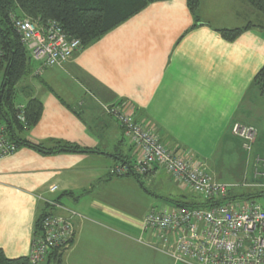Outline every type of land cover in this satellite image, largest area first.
Wrapping results in <instances>:
<instances>
[{
	"label": "crops",
	"instance_id": "crops-1",
	"mask_svg": "<svg viewBox=\"0 0 264 264\" xmlns=\"http://www.w3.org/2000/svg\"><path fill=\"white\" fill-rule=\"evenodd\" d=\"M187 1L148 5L62 67L38 72L33 61L22 88L43 110L24 137L93 153L42 155L21 147L0 161V250L6 258L29 256L36 215L47 205V212L68 217L75 231L63 264H181L138 241L144 240V214L139 218L128 192L139 196L144 185L112 174L118 158L132 162L135 152L103 106L129 102L137 122L209 175L216 173L211 168L218 149L227 157L240 152L242 142L232 134L237 123L254 128L252 151L254 145L261 150L264 99L251 82L264 65V16L242 0H196L193 15ZM248 23L254 28L233 42L217 32ZM161 175L155 170L140 180L152 184ZM113 184H121V195L108 190ZM51 186H56L53 193ZM114 197L129 204L116 206ZM168 197L174 196L156 198ZM129 232H137L138 239ZM131 242L152 253L145 256V249L135 247L131 260Z\"/></svg>",
	"mask_w": 264,
	"mask_h": 264
},
{
	"label": "built area",
	"instance_id": "built-area-1",
	"mask_svg": "<svg viewBox=\"0 0 264 264\" xmlns=\"http://www.w3.org/2000/svg\"><path fill=\"white\" fill-rule=\"evenodd\" d=\"M12 23L32 61L39 64L38 72L62 67L81 48L80 41L69 37L55 21L38 24L29 18L13 17ZM1 61L0 53V65ZM16 110V119L23 124L24 105H17ZM103 111L121 127L135 152L130 164L119 163L113 168L114 176L143 178L158 170L173 183L184 186L189 194L211 200L226 199L237 189H264V159L258 156L251 181L218 182L137 122L129 102L105 105ZM232 133L243 141L244 151L250 152L255 130L237 123ZM17 149L0 119V161ZM55 190L53 187L50 191ZM41 226L42 233L33 239L28 256L31 264L42 263L51 251H67L73 242L74 228L68 217L48 212ZM140 231L148 237L149 248L181 264H264V209L255 200L223 202L209 209L151 208L140 221Z\"/></svg>",
	"mask_w": 264,
	"mask_h": 264
},
{
	"label": "trees",
	"instance_id": "trees-1",
	"mask_svg": "<svg viewBox=\"0 0 264 264\" xmlns=\"http://www.w3.org/2000/svg\"><path fill=\"white\" fill-rule=\"evenodd\" d=\"M167 0H0V119L6 125L8 137L18 148L25 147L42 155L93 153L89 149L65 144L61 141L49 145L35 144L24 137L26 131L34 127L40 120L42 104L36 98L29 99L24 104L25 122L17 121L16 102L18 87L24 79L33 72V61L15 32L12 18H29L38 24L47 21L57 22L63 31L71 38L80 41V50L89 47L105 34L129 20L148 5ZM255 12L264 16V0H242ZM188 7L194 15L197 9L196 0H188ZM195 20H196V16ZM254 28L248 23L245 27L235 29H219L217 32L227 42H233L244 31ZM251 88L264 99V65L251 82ZM121 103V102H119ZM118 158V157H117ZM123 164L131 162L118 158ZM141 187L139 177L130 175ZM252 180V175L250 177ZM250 180V181H251ZM144 188V187H143ZM264 198V189H237L228 194L226 199H203L193 194H183L180 197H168L164 200L172 207L189 209H209L223 202L237 200H255ZM46 205L38 212L34 222L33 238L42 233L41 221L48 213ZM64 251H51L40 264H63ZM161 254V253H160ZM173 261V260H172ZM0 264H31L28 257L8 259L0 250Z\"/></svg>",
	"mask_w": 264,
	"mask_h": 264
},
{
	"label": "rangeland",
	"instance_id": "rangeland-1",
	"mask_svg": "<svg viewBox=\"0 0 264 264\" xmlns=\"http://www.w3.org/2000/svg\"><path fill=\"white\" fill-rule=\"evenodd\" d=\"M25 81H26V79H24L22 81V84H20V87H18V94L16 97V102L20 105H23L29 98V96L27 94L28 91L22 88V86H24L26 83ZM234 137H236V136H234ZM236 138L240 139L238 137H236ZM241 142H242V148H241L240 152L235 155V157H234V154L232 156L230 155L227 157L225 155V152H222L219 149L213 155L212 164H213L215 169L212 167L213 169L211 168V170H216V173H212V175L211 174L210 175L212 177H214L216 180H218V182L222 181L223 183L241 184L245 181H250L251 180L250 177H251L252 171H253V163H254L255 158L258 156V157L264 159V151H263L264 143L263 142L261 143V150H259L257 147H256V150H254V147H255V145H254L253 151H252V146H253V144H252L250 152L244 151L243 141L241 140ZM10 156H12V155H10ZM10 156H8V157H10ZM168 180H169L168 176L162 174L161 176L156 177L157 182H154L155 184L154 183L150 184L147 181H142V184L144 185V190L139 191L140 192L139 196L134 195V193H136V192H128V194H131V195H129V197L131 198V201L133 199L134 201H132V202L134 204H138V206H139V210H140V212L138 214L139 218H141L143 216V214L145 215L148 212V210H150L151 208L160 210L163 207L169 206V204L167 202L161 201L160 199H157L156 198L157 196L158 197H162V196L165 197V196H167V192H168V193H171L172 196H174V197H175V194L177 193V197H180L181 195L188 193L187 189L184 186L178 185V184H176L175 186L176 187L179 186L180 188L175 190L174 188H172V185H173L172 182H170V180L169 181ZM53 187H56V186H51L49 188L48 191L50 193H53L50 191ZM121 187H122L121 184H118V185L113 184V185L109 186L108 190H113L115 193H118L119 195H121V189H122ZM183 191H185V192H183ZM124 194H126L125 191H124ZM126 196H128V195H126ZM88 198H89V196H83L82 197V199H88ZM124 199L130 200L128 197H126ZM112 200L116 206H124V205L127 206L129 204L127 202V200H125V202L122 203L121 201L116 200L115 197ZM258 200L260 201V204H261L262 208L264 209V198H260ZM126 203H128V204H126ZM74 208L76 209L77 206ZM74 234H75V231H74ZM129 234L132 237H134L135 239L136 238L138 239V237H139V234L137 232H129ZM142 236L144 237V240L142 238H139L138 241L140 243H142L143 245L145 244V247L149 248L147 246L148 237L141 233V237ZM73 239H74V237H73ZM138 243L131 242V244H130L131 249L129 248L128 254H129V258L131 260H133L136 256V250H134L135 247L140 249V250L145 249L142 252V254L144 255V251H145V256H148V255L150 256V253H152L151 251L146 250V248L143 245H140ZM149 249H151V248H149ZM153 251H155V250H153ZM141 259H143V257H140V260ZM166 262H167V260H166Z\"/></svg>",
	"mask_w": 264,
	"mask_h": 264
},
{
	"label": "bare ground",
	"instance_id": "bare-ground-1",
	"mask_svg": "<svg viewBox=\"0 0 264 264\" xmlns=\"http://www.w3.org/2000/svg\"><path fill=\"white\" fill-rule=\"evenodd\" d=\"M65 252V251H64Z\"/></svg>",
	"mask_w": 264,
	"mask_h": 264
}]
</instances>
